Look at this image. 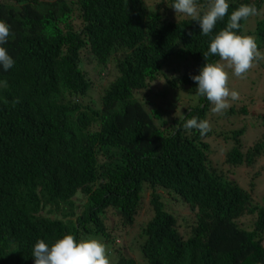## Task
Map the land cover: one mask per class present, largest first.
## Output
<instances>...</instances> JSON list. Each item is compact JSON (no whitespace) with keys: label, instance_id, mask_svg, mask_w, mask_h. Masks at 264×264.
<instances>
[{"label":"trees","instance_id":"1","mask_svg":"<svg viewBox=\"0 0 264 264\" xmlns=\"http://www.w3.org/2000/svg\"><path fill=\"white\" fill-rule=\"evenodd\" d=\"M173 2L152 9L144 0H0V20L12 32L3 46L15 60L0 68V84L7 81L0 86V264H35L38 239L68 233L100 239L112 264H264V186L252 174L264 158V113L252 114L250 100L213 116L190 77L219 57L206 61L210 38ZM228 3L230 15L243 3L261 11L264 0ZM251 18L241 21L243 33ZM257 25L262 49L264 17ZM172 57L186 60L165 64ZM163 67L172 77L159 97L146 99L148 85L166 76ZM184 89L197 104L162 117V106L172 108L169 95ZM250 114L262 138L246 144L248 126L236 130L228 121ZM192 117L211 130H185ZM213 138L230 146L226 174L210 161ZM243 167L251 169L245 177ZM160 191L195 212L189 238ZM147 196L153 216L143 223L137 216ZM122 227L138 228L129 255L115 254Z\"/></svg>","mask_w":264,"mask_h":264},{"label":"clouds","instance_id":"2","mask_svg":"<svg viewBox=\"0 0 264 264\" xmlns=\"http://www.w3.org/2000/svg\"><path fill=\"white\" fill-rule=\"evenodd\" d=\"M229 7L228 0H207L204 5L199 4L198 0H174L171 5L176 14H182L197 21L201 30L200 34L210 38L208 50L203 53L206 61L208 56L219 57L214 62H207L198 75L190 77L197 84V94L206 97L213 105L211 109L213 113H222L230 107V100L239 99V93L228 87L229 73L226 69H232L236 77H242L254 67L255 63L264 60V55L258 49L256 37L241 31V21L259 15V9L255 4L243 3L229 15ZM226 16L225 26L214 33L217 23L224 21ZM10 35H12L10 25L0 20V68L4 71H8L15 64V60L3 46L8 42ZM189 35L192 34L189 33ZM149 85L143 92V97L146 99L153 94ZM0 86L6 88L7 81H3ZM182 92L177 96L179 97ZM12 103L15 107L20 101L17 98ZM183 128L185 130L196 129L201 135L211 130L209 121L198 117L186 119ZM243 142L246 143L244 139ZM160 194L165 209L177 219L179 229L178 209L184 206L189 207L188 204L176 193L166 194L160 191ZM143 207L137 219L147 223L153 216L148 213L149 199H144ZM189 209L195 214L190 207ZM108 221L114 224L113 220ZM195 225L196 223L193 227ZM121 230L125 233L124 236L130 235L123 227ZM179 233L181 234L180 229ZM118 237L120 239L115 240L113 245L120 243L123 236ZM118 249L115 248V251ZM32 255L35 258V264H112L115 260L113 257V261L110 262L107 247L100 239L93 237L77 239L72 233L64 234L52 243L46 242L45 239H38L32 249Z\"/></svg>","mask_w":264,"mask_h":264},{"label":"rangeland","instance_id":"3","mask_svg":"<svg viewBox=\"0 0 264 264\" xmlns=\"http://www.w3.org/2000/svg\"><path fill=\"white\" fill-rule=\"evenodd\" d=\"M162 0H144V3L152 9H156L158 5L160 4ZM262 10L260 11V14L257 16H253L250 20H248L244 25L245 34L252 35L254 37L255 30L258 27V21H260L264 17V4L262 6ZM253 32V33H252ZM258 40V38H256ZM259 51L264 55V47L262 49H259ZM185 58L181 57H172L165 61V64L168 62H174L179 61L180 63L185 61ZM191 63V60H188ZM178 64L173 67V69H178ZM114 66L110 67V70H112ZM163 72L166 74V76H160L155 82L151 83L149 85V88L151 89L152 95H155L159 97L162 93V91L165 89L166 83H167V77L171 78L172 71L170 69L163 67ZM229 73V81H228V87L230 90H235L239 93V99L235 101L230 100V107L232 106H238L241 107L245 104H250L251 102H254V104L251 103V106L249 108V111H251L252 114H261L264 113V60H260L258 63H255L254 67L248 71L244 76L242 77H236L233 74L232 69H226ZM180 77L176 73V77ZM115 74L111 75V79H114ZM169 100L172 102V108H168L165 106L162 108V117H165L168 120H171L172 118L176 117L177 115H182L183 112L191 106H194L197 104L199 98L195 95H189L187 92H185V89L183 90L181 96L174 97L173 95H169ZM251 100V102H250ZM213 107V105H211ZM229 107V108H230ZM240 109V108H239ZM170 110V111H169ZM213 113V112H212ZM214 117H219V113H213ZM254 118L251 117V114L247 117L245 115H240L238 117H233L232 122L228 121L229 124H233V128L238 130L240 126H248V133L243 139L245 140L246 144L254 143L260 138H262L260 130L262 129V123L254 121ZM226 121H223L221 123H225ZM254 125H259L257 128ZM210 144L212 146L210 151V161L213 163V165L222 173L226 174L227 170V163H226V157L227 153L229 151L228 147L229 145L225 144L223 140H215L214 138L210 140ZM243 144V143H242ZM237 169V168H236ZM252 169H255L253 171V175L255 173L259 174V183L258 185L264 186V158L260 159L256 166ZM240 171L243 176L245 177L244 172L251 170L246 167L239 168L237 171ZM175 194V193H174ZM179 197V196H178ZM148 199V196L147 198ZM178 226L180 229L181 234L185 239L189 238L191 234V229L193 227V224L195 222L194 213L189 209V207L184 206L182 208L178 209ZM114 221V220H113ZM138 232V228L130 229V235L124 236V232L120 231V236H123L120 243H117L114 245V248L122 249L120 250V254L123 253L124 255H129L130 250L128 248L131 246L132 241L136 238V234ZM108 249V245H106ZM113 250V249H112ZM117 253V251H115ZM110 262L113 261L111 257L108 255Z\"/></svg>","mask_w":264,"mask_h":264}]
</instances>
